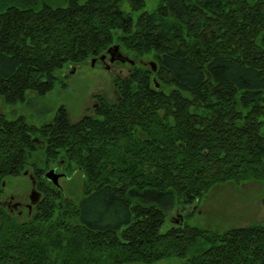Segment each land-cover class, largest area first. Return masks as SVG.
Returning a JSON list of instances; mask_svg holds the SVG:
<instances>
[{
    "label": "trees",
    "instance_id": "trees-1",
    "mask_svg": "<svg viewBox=\"0 0 264 264\" xmlns=\"http://www.w3.org/2000/svg\"><path fill=\"white\" fill-rule=\"evenodd\" d=\"M59 2L0 0L4 101L50 91L113 43L156 68L118 77V100L77 121L64 107L40 127L0 114V183L28 169L42 192L30 220L0 209V264H264V221L160 230L175 200L186 216L214 185L264 181V0H157L135 18L145 0ZM58 158L80 198L47 188Z\"/></svg>",
    "mask_w": 264,
    "mask_h": 264
},
{
    "label": "rangeland",
    "instance_id": "rangeland-1",
    "mask_svg": "<svg viewBox=\"0 0 264 264\" xmlns=\"http://www.w3.org/2000/svg\"><path fill=\"white\" fill-rule=\"evenodd\" d=\"M46 1L51 4H64V2H59L61 0ZM156 4L157 0H145L143 7L137 12H134L133 17L135 18L138 13L142 11H153ZM122 8L125 11H128V3L124 2ZM113 45H118L119 52L124 56L126 55V57L128 56V59L132 62L128 61V63H120L118 66H111L110 69H105L101 66L92 67L89 61L93 58L90 57L82 63L67 66L60 73L53 88L44 94L27 91L22 100H17L15 102H6L0 97V114L9 120L22 117L27 124L35 127H40L44 123L49 122L50 120L52 121L55 113L60 107L66 109L68 117L72 121H77L82 116L89 114L85 113V106L88 104L90 94L93 91H99L104 88L114 97L111 75L125 78L135 67L149 68V62H154V59L147 54L138 55L135 52L121 49L120 45L117 43H113ZM104 54H106V52H104ZM134 62L136 65L132 66ZM72 67H74L76 71L71 75L68 73V69H71ZM64 73H68L69 76L67 78H62ZM63 81L65 82V86ZM117 100L118 94L117 98L109 99L107 101L113 103ZM41 149L42 147L38 146L37 151L40 152ZM66 167L68 168L69 173L71 170L75 169L70 165ZM25 171L27 172V169H25ZM47 171H45V173ZM24 172L23 175H25ZM54 172L60 174L57 173L55 169ZM23 175L21 173V175L18 176H10L7 182L4 180L6 182L5 190L12 193L27 191L29 188V181ZM60 176L61 174L59 177ZM31 178L34 179L33 176H31ZM43 178L49 185L52 183L51 180L45 177V175ZM75 189H77V192L74 193ZM59 191L65 200L72 199V196L74 198H80L81 187L80 184L77 185L76 183L71 182L69 188H64ZM172 208V210L166 211L164 222L160 228L161 232H166L171 226L177 224L180 217L185 216V214L191 210L190 206L183 209L176 200ZM10 215L13 216L11 213ZM27 220H30V218L24 220L21 219L20 221ZM183 220L190 226H196L210 231H223L229 227L263 222L264 181L261 179L246 181L230 180L228 182L214 185L198 199L197 209L190 215H186L185 218L183 217ZM182 262L184 263L183 260L181 261L178 258H167L153 264H182Z\"/></svg>",
    "mask_w": 264,
    "mask_h": 264
},
{
    "label": "flooded vegetation",
    "instance_id": "flooded-vegetation-1",
    "mask_svg": "<svg viewBox=\"0 0 264 264\" xmlns=\"http://www.w3.org/2000/svg\"><path fill=\"white\" fill-rule=\"evenodd\" d=\"M126 56V55H125ZM128 57V56H127ZM90 65L92 67L94 66H101L102 68L105 69H110L111 66H118L120 63H128V60L125 59V61H121L120 59H114L113 61L110 60L109 54L106 53L104 58H100V56H97L93 58V61H89ZM141 63V61H140ZM136 63L134 62L132 66H135ZM76 69L72 67L71 69H68V73L72 75L74 74ZM64 73L62 78H67L69 74ZM112 76V88L114 90V97L112 94H109V91H106L107 89H101L99 91H93L90 94L89 102L85 106V113L93 114L95 115L97 111L100 109L101 106H103L104 100H109V99H115L117 98V78L120 76ZM124 78V77H122ZM63 84L65 86V82L63 81ZM34 144L38 145L39 147H43V142L42 141H36ZM68 165H65L64 159L63 158H58V161L50 165L45 171L48 169H55L57 173H60L61 176L58 178V185H54L53 183H50V185L47 187L51 192L57 190H62L64 188H69V185L71 182H74L76 178H78V172L77 169L71 170L69 173L68 168L66 167ZM67 168V169H66ZM43 172V174L45 173ZM23 175V172H22ZM25 176L28 181H29V188L25 192H18V193H12L8 192L5 190L6 182L2 181L0 183V209L3 208L7 212L11 213L16 219H29L31 216L34 214L35 210V203H30L31 199L29 197L31 187H32V178H34V174L31 173L27 169V173ZM36 190H41L39 189L36 184L34 185ZM42 188V187H41ZM77 189H75L74 193L77 192ZM41 192V191H40ZM42 194V192H41Z\"/></svg>",
    "mask_w": 264,
    "mask_h": 264
},
{
    "label": "water",
    "instance_id": "water-1",
    "mask_svg": "<svg viewBox=\"0 0 264 264\" xmlns=\"http://www.w3.org/2000/svg\"><path fill=\"white\" fill-rule=\"evenodd\" d=\"M107 52L110 54V60L113 61L114 59H120L121 61H124L127 57L122 56V54L118 51V45H113L110 46L107 49ZM101 58H104V55L101 56ZM130 62H132L130 60ZM149 64L152 66L153 70H155V63L153 61L149 62ZM27 172L25 171L24 174H26ZM49 180L52 181L53 184H57V180L60 174H56L54 172V169H49L45 174H44ZM31 202L30 203H34L37 200H39V193L35 190L34 187V181L32 180V188L30 191V195H29Z\"/></svg>",
    "mask_w": 264,
    "mask_h": 264
},
{
    "label": "bare ground",
    "instance_id": "bare-ground-1",
    "mask_svg": "<svg viewBox=\"0 0 264 264\" xmlns=\"http://www.w3.org/2000/svg\"><path fill=\"white\" fill-rule=\"evenodd\" d=\"M118 51H119V46H118ZM106 53H108L107 51H106ZM109 54V53H108ZM104 56H105V54H103ZM102 56V55H101ZM101 56H100V58H101ZM122 56H124V55H122ZM109 57H110V54H109ZM124 57H126V56H124ZM128 61H130L129 59H128V57L126 58ZM91 61H93V59L91 60ZM125 61V60H124ZM152 67V66H151ZM156 68V67H155ZM153 69V68H152ZM46 177V176H45ZM47 178V177H46ZM59 178V177H58ZM33 181H34V185H35V180L34 179H32ZM52 182V181H51ZM55 185V184H54ZM56 185H58V182H57V184ZM35 187V186H34ZM36 190V189H35ZM38 193H39V199H40V197H41V193L38 191V190H36ZM39 200H37L36 202H34L35 204L38 202ZM182 222H183V217H180V224H182Z\"/></svg>",
    "mask_w": 264,
    "mask_h": 264
}]
</instances>
